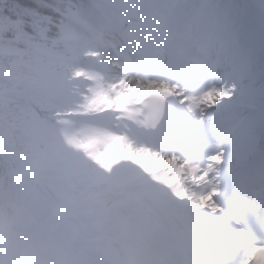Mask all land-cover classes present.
Returning <instances> with one entry per match:
<instances>
[{
  "label": "snow or ice",
  "instance_id": "obj_1",
  "mask_svg": "<svg viewBox=\"0 0 264 264\" xmlns=\"http://www.w3.org/2000/svg\"><path fill=\"white\" fill-rule=\"evenodd\" d=\"M0 168V264H264V0H0Z\"/></svg>",
  "mask_w": 264,
  "mask_h": 264
},
{
  "label": "trees",
  "instance_id": "obj_2",
  "mask_svg": "<svg viewBox=\"0 0 264 264\" xmlns=\"http://www.w3.org/2000/svg\"><path fill=\"white\" fill-rule=\"evenodd\" d=\"M5 192L14 193L9 180L6 181L3 168H0V205H6L7 207L13 203L12 200H5ZM5 211V209H2Z\"/></svg>",
  "mask_w": 264,
  "mask_h": 264
}]
</instances>
